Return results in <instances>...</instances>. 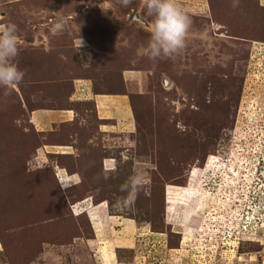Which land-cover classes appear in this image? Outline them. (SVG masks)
<instances>
[{
  "label": "rangeland",
  "instance_id": "rangeland-1",
  "mask_svg": "<svg viewBox=\"0 0 264 264\" xmlns=\"http://www.w3.org/2000/svg\"><path fill=\"white\" fill-rule=\"evenodd\" d=\"M177 3L186 46L150 61L144 0H0L26 73L0 88V264H264V2ZM89 94L129 113L99 120ZM33 110L71 118L38 132ZM133 175L143 190L118 208ZM91 205L118 217L98 251Z\"/></svg>",
  "mask_w": 264,
  "mask_h": 264
},
{
  "label": "clouds",
  "instance_id": "clouds-1",
  "mask_svg": "<svg viewBox=\"0 0 264 264\" xmlns=\"http://www.w3.org/2000/svg\"><path fill=\"white\" fill-rule=\"evenodd\" d=\"M131 2L121 0L124 6ZM144 6L152 18L151 31L144 49L145 57L150 61L174 59L186 46L191 19L183 12L177 0H144ZM239 6L240 0H231L234 10ZM55 27L59 29L61 25ZM17 33L18 28L13 23L0 25V88L18 87L26 74L14 63L20 54ZM94 179L107 181L110 179L109 172H102ZM144 183L142 175L130 176L120 186V191L125 195L117 199L116 207L130 210L143 190Z\"/></svg>",
  "mask_w": 264,
  "mask_h": 264
},
{
  "label": "crops",
  "instance_id": "crops-1",
  "mask_svg": "<svg viewBox=\"0 0 264 264\" xmlns=\"http://www.w3.org/2000/svg\"><path fill=\"white\" fill-rule=\"evenodd\" d=\"M263 2H264V0H263ZM85 91H87V93L85 94V95H87L88 90H85ZM89 95H90L89 100L92 101V103H93L94 113L99 120H109V119L117 120L119 118V116H123L122 117V119H123L124 117L126 118V115H127L126 111H128V113H129V108L127 107V109L125 110V107H124V104L128 103V101H126L127 99H124L125 96H122V95H102V94H89ZM70 118H71L70 112H67L65 110H33L29 113V122L32 125L33 129H35L38 132H41V131L49 128L54 123H56V124L66 123V122L70 121ZM57 175L60 177V181L62 182L61 184L66 185V184H69L70 182H72V180H71L72 175H67V174L61 173L59 171H57L56 176ZM84 210H86L87 213H94L95 217L98 220L97 222H98V225L100 226L99 238H97L94 235V232L91 229L92 230V239L87 240V243L90 245V247H92L98 251L100 247L98 248L97 247L98 244H96V243L101 242L102 240H104L105 236H107V235L109 236L114 231V227H112V226H114L113 224H115L116 226H119V225H117L118 221H116V218H118V217L117 216H109L110 214H108V212L105 211L103 208L93 207L92 205L87 207ZM88 224L91 228L89 221H88ZM121 225L125 226V228H128V230L130 229V226L128 224L124 223V221L121 222ZM109 227L111 228V230H108ZM125 243H128V244L130 243V241H128L125 237L124 238H115V239L110 238V241L107 242V244L113 246V249H115V248H118V249L127 248L125 246ZM119 244H121V245H119ZM100 254H102V253H100ZM100 254L97 258L100 262H102L101 264H120L115 260V256L114 255L112 256L110 254V252L109 253L105 252L101 256H100ZM113 254H114V250H113Z\"/></svg>",
  "mask_w": 264,
  "mask_h": 264
},
{
  "label": "trees",
  "instance_id": "trees-1",
  "mask_svg": "<svg viewBox=\"0 0 264 264\" xmlns=\"http://www.w3.org/2000/svg\"><path fill=\"white\" fill-rule=\"evenodd\" d=\"M83 213H85L86 212V210H84V211H82ZM95 215V214H94ZM96 223H97V221H96Z\"/></svg>",
  "mask_w": 264,
  "mask_h": 264
},
{
  "label": "bare ground",
  "instance_id": "bare-ground-1",
  "mask_svg": "<svg viewBox=\"0 0 264 264\" xmlns=\"http://www.w3.org/2000/svg\"><path fill=\"white\" fill-rule=\"evenodd\" d=\"M84 211V210H83Z\"/></svg>",
  "mask_w": 264,
  "mask_h": 264
}]
</instances>
